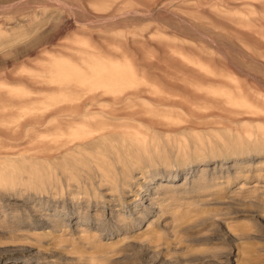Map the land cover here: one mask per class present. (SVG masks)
Returning <instances> with one entry per match:
<instances>
[{
    "label": "rangeland",
    "instance_id": "obj_1",
    "mask_svg": "<svg viewBox=\"0 0 264 264\" xmlns=\"http://www.w3.org/2000/svg\"><path fill=\"white\" fill-rule=\"evenodd\" d=\"M0 264H264V0H0Z\"/></svg>",
    "mask_w": 264,
    "mask_h": 264
},
{
    "label": "bare ground",
    "instance_id": "obj_2",
    "mask_svg": "<svg viewBox=\"0 0 264 264\" xmlns=\"http://www.w3.org/2000/svg\"><path fill=\"white\" fill-rule=\"evenodd\" d=\"M99 100V99H98ZM92 100L91 99H88L81 107H79V109L80 110H82V109H86V110H88V109H91V108H93V102H91ZM95 101V100H94ZM96 102V101H95ZM69 108V107H68ZM78 109V110H79ZM65 110V109H64ZM77 110V111H78ZM59 112V111H58ZM62 112V111H61ZM80 112V111H79Z\"/></svg>",
    "mask_w": 264,
    "mask_h": 264
}]
</instances>
